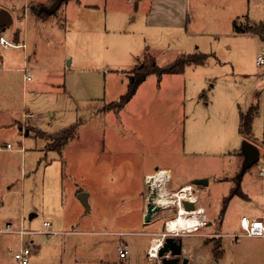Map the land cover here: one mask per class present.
Listing matches in <instances>:
<instances>
[{"label":"rangeland","instance_id":"obj_1","mask_svg":"<svg viewBox=\"0 0 264 264\" xmlns=\"http://www.w3.org/2000/svg\"><path fill=\"white\" fill-rule=\"evenodd\" d=\"M40 1L0 0V7L8 9L13 20L0 35L17 45V30L19 43L25 42L28 63L26 75L0 72V111L17 112L20 118L30 114L21 131L40 139L36 148L26 147L23 166L17 157V170L12 165L0 169V264H17L13 256L19 237L6 231L7 225L12 230L22 226L30 233L22 237L30 250L28 264H125L130 260L131 264H155L141 254L145 229L118 220L125 200L118 197L122 191L118 178L124 174L122 163L141 168L143 162L146 166L163 160L177 162L170 153L169 158L164 156L171 149L168 143L165 148L158 125L177 138L181 153L184 138L180 175L208 181L198 195L207 215L220 212L226 200L224 233L250 209L264 206L260 202L264 198V66L256 64L258 56L264 57V40L238 35L233 25L264 23V0H192L191 22L181 31L148 25L144 5L148 7L149 0L138 4L135 0H66L64 7L40 21L15 16L14 11L20 14L22 8L24 12L28 2L37 6ZM196 52L207 56L205 64L185 68L179 80L163 76L160 83L162 77L149 76L147 94L158 88L159 95L169 96L167 105L166 99L160 101L163 107L157 116L148 113L137 119L131 134L123 136L114 134L107 120L106 128L101 124L96 114L116 109L112 105L125 94L128 78L141 66L144 53L157 67H165L181 55ZM0 56L3 68L22 67V50L0 48ZM28 76L26 86L23 80ZM248 113L250 134L241 135L239 118ZM78 122L75 138L60 152L48 149L47 136ZM8 136L14 148L22 143L16 129ZM243 141L255 146L260 156L241 175L240 183ZM239 185L242 193L258 202L231 196ZM127 192L125 188L122 194ZM79 193L87 194L88 208L77 200ZM29 215L35 217L29 220ZM44 223L50 225L51 235L46 234ZM126 231L136 234L119 237ZM121 240L136 244L124 262L116 251ZM227 242L229 257L221 264L261 253L243 238Z\"/></svg>","mask_w":264,"mask_h":264},{"label":"crops","instance_id":"obj_2","mask_svg":"<svg viewBox=\"0 0 264 264\" xmlns=\"http://www.w3.org/2000/svg\"><path fill=\"white\" fill-rule=\"evenodd\" d=\"M48 0H43L40 2H36L37 6L36 8L39 9L42 6H49L47 4ZM138 4V2L143 1V0H135ZM150 5L147 7V5H144L146 10L148 9L147 16H146V23L148 25H152L155 27H161V28H168L170 30H179L181 29H187V26L191 22L192 19V14L189 11V6L192 3V0H149ZM29 3V2H28ZM26 6L24 12L22 11V8H20L21 13L17 14V10L15 12V16L19 19H24L25 16L27 15L28 17L30 16L33 20L35 21H40L39 18H37L36 15L31 13L29 11L30 6L33 5V3H30L29 5ZM66 3V2H65ZM24 5V6H25ZM64 3L61 4L60 7L63 6ZM23 6V7H24ZM35 6V5H33ZM60 9V8H59ZM0 10H4L8 12V14L11 16L10 12L8 9L5 7H0ZM28 10V11H27ZM12 18V17H11ZM13 23V20H12ZM12 25V24H11ZM10 25V26H11ZM9 26V27H10ZM8 27V28H9ZM14 32V39L16 44H24L25 42L22 41L19 43V36L17 30ZM1 34V33H0ZM262 38V37H261ZM264 40V39H262ZM1 48V47H0ZM3 49V48H1ZM11 49H17V50H22L23 51V58H22V67H18L16 69H10V68H3L4 61L2 57L0 56V61H1V67H0V72H9V71H15L17 73H24L22 70L25 69V75L27 74V67L28 63H26V45L24 49L20 48H11ZM6 50V49H4ZM8 50V49H7ZM10 65H12L11 62H9ZM187 68V67H186ZM183 73L181 74H171V75H163L164 77H170L172 81L174 78H178L179 76H182ZM151 76V75H150ZM163 76L160 79V83L163 81ZM29 77V76H28ZM30 78V77H29ZM149 76L142 82L135 94L131 97V99L124 104L122 107L119 109H109L106 110L105 112L102 111L101 115L97 117L100 119L101 124H104V127L106 128V123L105 121H108V127L112 130H114V134H120L123 136V134H131L132 127L134 125H138L137 119L142 118L146 114H152V116H157L161 112V100L166 99V105L169 102L168 97H162L161 95L158 94V88L153 89L151 95L147 94V82H148ZM31 80V79H30ZM29 80V81H30ZM25 82H23L24 85L27 86V83L29 81H26V77L24 78ZM160 87V85H158ZM184 87V86H183ZM185 89V87L183 88ZM182 99L184 98V93H182ZM115 112V113H114ZM122 113L124 116H126V120L124 117H122ZM25 115L20 118V114L14 111H0V145H4L6 143H9V136L8 134L11 133L12 135L15 134V129L18 132V135L22 137V143H19V146L17 148L11 147V149L7 150H1L0 151V169L5 168L6 165H12L15 170H17V157L20 158L21 166H23V160L26 158V154L28 152V149L26 148L27 146L36 148L38 146V141H40L39 138H34L30 132L25 136L23 135L22 131L23 128L21 127V124L26 123L24 120ZM25 121V122H24ZM27 123H29L27 121ZM128 123V124H127ZM131 125H130V124ZM156 121L153 119L151 122V125L154 126ZM32 128H36L39 130L36 126L30 125ZM158 125L156 128L161 136L165 138V148H167V143L170 145L171 151L167 154H165V157L169 158V153L170 156L177 162H167L163 160V162H159L156 164H152L150 166H146L145 162L141 163L143 165L141 168H137L136 165H134L132 162L128 163H122L120 167H123L124 174H122V177L118 178L119 188L122 189V191L119 193L118 197H120L123 202V208L122 210L119 211V221L121 222H126L128 226H133L137 227L141 230L145 229V233L141 236L147 237L142 243H141V254L143 253L145 259H147L148 262H155V264H158V260H153L148 257V250L151 246H153L158 239L161 238L163 234H165L166 229H165V224L166 222H169L173 220L171 218L172 216H177L180 215V213H177V210L171 211L173 208H162L160 212L157 214H154L151 216L149 222L144 221V216L146 213V203L148 196L150 194V188L148 184H145V178L147 176L153 175L156 171L158 170H165L168 171L170 174V180L168 183L165 184V189L168 192H173L177 188H181L183 186H188L191 185V183L196 180L194 175L188 176L186 179L183 178L180 175V166L183 165V162H180L181 159L184 156V138L182 137V150L183 152L181 153L178 148V140L174 136H170L168 130L165 132L161 131L159 129ZM172 135H175V130H173ZM152 136V133H151ZM153 144H155L154 139ZM172 142L173 145L170 144ZM23 148V151H20V148ZM207 154V153H206ZM209 155V154H207ZM137 164V163H136ZM241 177V176H240ZM242 177L240 178V183H241ZM132 183H135V185L132 186ZM239 183V184H240ZM195 187V186H194ZM127 188L128 192L125 194H122L123 190ZM203 187H195L196 192L200 196L201 194V189ZM240 188V185H239ZM241 191V188H240ZM242 192V191H241ZM244 193V192H243ZM242 193V194H243ZM138 195V197H137ZM244 199L247 200L248 202H258V200L253 199L250 194L244 193ZM262 205L264 204V198L260 200ZM197 208L203 210V214L205 215L206 219V224L204 226L199 227L196 231L192 233H187L186 231H176V232H183L179 233L178 235H175L174 233L169 232L168 228V235L167 236H175L178 237L182 240V256L187 258L189 260V264H221L223 261L226 262L228 257L226 256V251L228 246L227 239H230L231 242L235 240L236 238H243L246 239V244H253L259 247L261 249L259 252L261 253H247L245 255H241L238 257H234L229 260L230 264H264V238L261 237H245V236H240L241 230L239 227V222L235 223L234 226L230 227L229 231L224 233L223 229L226 224V211L225 208L222 211V208L220 212L216 211L214 214H209L207 215V209L203 206V203L201 200L198 201L197 203ZM181 211V210H180ZM191 215V214H190ZM190 215H188L190 217ZM242 217H247L250 219L253 218H260L263 219L264 221V206H260L259 209H250L247 213V215H243ZM174 218V219H175ZM240 220V219H239ZM198 222V220L196 219ZM197 224V223H196ZM195 226V225H194ZM160 228L162 230L160 231ZM127 234H136L133 232H121L118 233L119 237H124V235ZM191 239H196V241H193ZM20 240V239H19ZM123 241V240H122ZM125 242V241H124ZM238 244V241H236ZM127 245L129 254L131 251H134L136 248V244H133L131 242H125ZM249 252V251H248ZM133 253V252H132ZM125 259H121L120 261L124 262ZM225 259V260H223ZM132 260H130V263L125 261V264H131Z\"/></svg>","mask_w":264,"mask_h":264},{"label":"built area","instance_id":"obj_3","mask_svg":"<svg viewBox=\"0 0 264 264\" xmlns=\"http://www.w3.org/2000/svg\"><path fill=\"white\" fill-rule=\"evenodd\" d=\"M0 47L3 49H11V48H20V49H24L25 45L24 44H17V45H13L8 43L1 35H0ZM256 64L259 66H264V57L263 56H258L256 59ZM0 67H1V61H0ZM25 73V69L22 70ZM30 78L26 77V81H29ZM27 118H31L30 114H26L25 115V119ZM12 145L10 143H6L4 145H0V151L1 150H7V149H11ZM20 151H23V148H20ZM260 175L262 174V172L259 173ZM157 175H161L162 177V182H160V184L158 185V192H161L163 195V197L166 200H169V204H165L163 206H159L162 208H170L172 207L174 210H177V213L179 214V210L182 209V205L181 202L182 201H188L192 204H194L195 206V211L193 212H185V213H190L192 216L190 217H196V219L198 220L197 224L192 228H187L186 232L187 233H192L194 231H196L199 227L204 226L206 224V219H205V215L203 214V210L197 208V203L199 201L198 198V193L195 190V187L192 185H188V186H183L180 189H178L175 192H168L165 189V184L169 182L170 180V174L168 171L165 170H158L156 171L152 176H157ZM150 186V184L148 185ZM150 188V187H149ZM188 188V192L186 194H184V189ZM151 191V188H150ZM187 214L186 217H189ZM167 224L168 222H166L165 224V229L166 232L165 234H163L161 236L160 239L157 240V242L153 245L156 246V249L153 250V246H151L148 250V257L150 259H155L158 260L157 258V251L158 249L161 247L162 245V241L164 240V238L167 237V233L168 232V228H167ZM44 230H46V234L47 235H51L52 233H49V228L50 225L48 223H44L43 224ZM239 227L241 230V235L240 236H245V237H261L264 238V221L263 219L260 218H247V217H241L239 220ZM6 231L17 235L19 237V249L17 252L14 253V260L17 264H28V257L30 255V250L28 249V247H25L23 245L22 242V237L25 234H30L29 232H25L22 228V226H20L19 229L17 230H12L11 227L9 225H7ZM170 233H174L175 235H178L179 233H183V232H170ZM55 234V233H54ZM153 250V251H152ZM116 251L118 253V258L119 259H125L129 253L128 247L125 244L124 241H120L119 244L117 245Z\"/></svg>","mask_w":264,"mask_h":264},{"label":"trees","instance_id":"obj_4","mask_svg":"<svg viewBox=\"0 0 264 264\" xmlns=\"http://www.w3.org/2000/svg\"><path fill=\"white\" fill-rule=\"evenodd\" d=\"M53 2V1H52ZM29 11L37 16L39 19H44L48 16V14L44 11H39L36 6H30ZM234 25V32L238 35H249V36H260L264 39V23L258 24H247L245 26L239 25L237 22L233 23ZM239 25V26H238ZM207 56L194 53L189 55H181L178 57L173 63L167 65L165 67H157L154 64V60L152 57L148 56L147 53H144L142 57V64L136 70L131 72V76L128 78V84L126 87V92L124 95L121 96L119 102L117 104H113V107L120 108L124 104H126L131 97L135 94L138 86L144 82V80L150 76L155 75L156 77L160 78L163 75H171V74H181L185 70L186 67H197L203 66L206 62ZM149 60L147 64L146 61ZM250 114H253V108L250 110ZM250 116L249 113L247 115H240L239 118V133L241 135H249L250 134ZM80 123H75L56 134L47 136V141H49L48 149L52 151L60 152L61 149L67 145L70 141H72L76 134L77 129ZM239 180L240 181V176ZM231 196L236 195L240 198H244V195L240 191L239 186L230 194ZM226 200L223 202V209L225 208ZM222 209V211H223Z\"/></svg>","mask_w":264,"mask_h":264},{"label":"water","instance_id":"obj_5","mask_svg":"<svg viewBox=\"0 0 264 264\" xmlns=\"http://www.w3.org/2000/svg\"><path fill=\"white\" fill-rule=\"evenodd\" d=\"M66 0H53L49 6L40 7V11L46 12L48 15L56 12L61 4ZM12 24V18L8 12L0 10V33L8 28ZM263 39V37H262ZM242 163H241V176L247 169L256 164L259 160L258 149L247 141H243L241 145ZM151 183V176L145 178V184ZM195 187H206L208 185L207 180H194L191 183ZM158 191L154 188L151 189L146 203V213L144 221L149 222L152 215L157 214L162 209L158 205L154 204ZM77 200L85 207L88 208L87 194L79 193ZM182 208L185 212L195 211L194 204L188 201L181 202ZM34 215H29V220L33 219ZM158 264H189V260L182 256V240L175 236H167L162 241L161 247L157 251Z\"/></svg>","mask_w":264,"mask_h":264},{"label":"bare ground","instance_id":"obj_6","mask_svg":"<svg viewBox=\"0 0 264 264\" xmlns=\"http://www.w3.org/2000/svg\"><path fill=\"white\" fill-rule=\"evenodd\" d=\"M160 182H162L161 175L152 176L151 183H150L149 187L151 189L155 188L158 191L157 188H158V185L160 184ZM187 192H188V188L184 189L183 193L186 194ZM161 194H162L161 192L157 193L154 204L158 205V206H163L165 204H169V200H166L163 197V195H161ZM180 210H179L180 215L177 216L175 219L168 222L167 225L169 228V232L186 231L187 228L192 229L194 227V225H196V223H197L196 217H186V215L190 214V213H185V211L182 209H180ZM190 216H192V215H190ZM155 249H156V246H153V250H155Z\"/></svg>","mask_w":264,"mask_h":264},{"label":"flooded vegetation","instance_id":"obj_7","mask_svg":"<svg viewBox=\"0 0 264 264\" xmlns=\"http://www.w3.org/2000/svg\"><path fill=\"white\" fill-rule=\"evenodd\" d=\"M184 257V256H183Z\"/></svg>","mask_w":264,"mask_h":264}]
</instances>
